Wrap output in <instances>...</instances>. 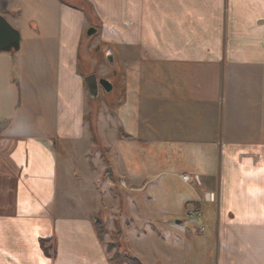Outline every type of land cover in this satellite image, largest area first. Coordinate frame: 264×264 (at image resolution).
<instances>
[{
	"label": "crops",
	"instance_id": "crops-1",
	"mask_svg": "<svg viewBox=\"0 0 264 264\" xmlns=\"http://www.w3.org/2000/svg\"><path fill=\"white\" fill-rule=\"evenodd\" d=\"M33 4L20 60L0 54V264H118L101 212L143 264H264V0ZM91 23L123 79L97 123Z\"/></svg>",
	"mask_w": 264,
	"mask_h": 264
},
{
	"label": "rangeland",
	"instance_id": "rangeland-1",
	"mask_svg": "<svg viewBox=\"0 0 264 264\" xmlns=\"http://www.w3.org/2000/svg\"><path fill=\"white\" fill-rule=\"evenodd\" d=\"M37 12H38V9L34 6L33 0H9V4L5 10L0 7V13L3 14V16L8 20V22L14 27H16L21 33V39H20V44H19L21 45L20 46L21 52L20 50L16 51V49H10L11 51L9 52L0 51V54H6V53L11 54V52H13L16 54V56L18 55L17 59L20 60L19 58H20V55L22 54V50H24V47L26 46V44L29 43L28 37L30 33H33V31L38 26V24L36 23V18H35V16L37 15ZM91 24L98 30V26L100 24H95V23H91ZM98 37H99V34L97 32L87 36V38L85 37V35H83L82 42L86 44L87 48H86V51L83 50L82 48L81 53H80L81 55L79 57L80 58L79 68H80V71H82L84 75L93 72L96 74L97 77L109 78L114 82L113 84L114 88L112 92L105 91L101 86H99L98 95L96 97L88 98L89 105L91 108L90 109L91 111L89 110L90 112L88 113L89 119L91 122H95V123L99 122V119H101L102 122H104V120L109 121L108 118H109L110 107H112L113 104H115V98L119 97L118 96V92H119L118 86H120V84H122L123 82L121 68L111 67L109 62L103 56L104 48L107 42L100 41ZM96 44H98V46ZM113 70L116 71V75H113ZM116 84H117V87H116ZM8 121L9 120H6V121L3 120L0 122V130L6 129L9 127ZM101 151L104 156L105 152L103 150ZM103 176L109 177L107 169L103 171ZM172 184H173V188L176 189L177 191L182 189L184 190V192H187L185 184L177 180V178L172 179ZM104 215H105V212L102 214V218H104ZM104 223H105V229H106L104 238H117V234H116L117 230H120L122 233L121 227L119 225H117V227L114 230H112L109 227L110 224L109 226L107 225L108 222L106 224V221H104ZM118 223L120 222L116 220V224ZM140 227L141 226H138L137 230L145 229V227L143 228H140ZM152 229L155 230L157 228H152ZM125 232H126V238H141V236L143 235V234L141 235L140 233L139 236H137L134 233V230L132 231L128 227H125ZM147 232L148 231L144 233L145 234L144 238H156L152 231L150 234H148ZM124 262H125L124 264H129L128 261L124 260Z\"/></svg>",
	"mask_w": 264,
	"mask_h": 264
},
{
	"label": "water",
	"instance_id": "water-1",
	"mask_svg": "<svg viewBox=\"0 0 264 264\" xmlns=\"http://www.w3.org/2000/svg\"><path fill=\"white\" fill-rule=\"evenodd\" d=\"M9 0H0V7L6 9ZM96 31L94 26H89L86 30L87 35H91ZM20 31L11 25L8 20L0 13V51H8L10 49H18L20 44ZM105 59L112 63V53L110 47L105 51ZM89 95L96 97L98 95V88L101 86L105 91L111 90V83L105 77H97L95 73L91 72L84 75Z\"/></svg>",
	"mask_w": 264,
	"mask_h": 264
},
{
	"label": "trees",
	"instance_id": "trees-1",
	"mask_svg": "<svg viewBox=\"0 0 264 264\" xmlns=\"http://www.w3.org/2000/svg\"><path fill=\"white\" fill-rule=\"evenodd\" d=\"M120 88H119V97L115 98V101L118 100V102L121 100L120 96L123 93V82L122 84H120ZM116 102V103H118ZM114 105V104H113ZM102 212L101 214H96L95 216L92 217V221L94 223L95 229H96V233H97V237L99 238V240L104 242V234L106 232L105 229V223H104V219L102 218ZM117 238H113V241H109L106 242V249L111 251L114 247V252L111 254V259L114 260L115 262H117L118 264H124V260L128 261L129 264H143L140 262V260L135 257L134 255H132L129 251H127L125 249V247H123L122 243H121V239L122 238V233L120 230H117ZM44 241H46L45 239H42V243L44 244ZM46 251L48 253H52V249L50 247V244L46 247Z\"/></svg>",
	"mask_w": 264,
	"mask_h": 264
},
{
	"label": "built area",
	"instance_id": "built-area-1",
	"mask_svg": "<svg viewBox=\"0 0 264 264\" xmlns=\"http://www.w3.org/2000/svg\"><path fill=\"white\" fill-rule=\"evenodd\" d=\"M181 177L183 180H186V181L190 180V176L187 173H182ZM186 213H187V215H190V216L199 215L200 209L196 206H193L192 208H189Z\"/></svg>",
	"mask_w": 264,
	"mask_h": 264
}]
</instances>
